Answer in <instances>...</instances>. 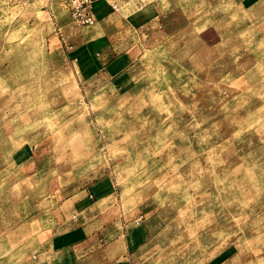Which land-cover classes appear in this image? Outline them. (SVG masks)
<instances>
[{"label": "rangeland", "instance_id": "rangeland-1", "mask_svg": "<svg viewBox=\"0 0 264 264\" xmlns=\"http://www.w3.org/2000/svg\"><path fill=\"white\" fill-rule=\"evenodd\" d=\"M111 13L0 0V264L96 187L136 230L129 264H264V0Z\"/></svg>", "mask_w": 264, "mask_h": 264}, {"label": "crops", "instance_id": "crops-1", "mask_svg": "<svg viewBox=\"0 0 264 264\" xmlns=\"http://www.w3.org/2000/svg\"><path fill=\"white\" fill-rule=\"evenodd\" d=\"M111 12L105 1L94 3L95 21L111 17ZM71 29L69 32H79L73 25ZM112 201L111 189L101 187L93 189V195L82 190L68 197L63 202L59 231L39 245L24 264H129L127 254L135 243L136 230L122 219H107Z\"/></svg>", "mask_w": 264, "mask_h": 264}, {"label": "built area", "instance_id": "built-area-1", "mask_svg": "<svg viewBox=\"0 0 264 264\" xmlns=\"http://www.w3.org/2000/svg\"><path fill=\"white\" fill-rule=\"evenodd\" d=\"M100 0H70V11L75 23L79 26L94 24L95 18L92 10L94 3ZM113 11L119 10L124 0H103Z\"/></svg>", "mask_w": 264, "mask_h": 264}]
</instances>
